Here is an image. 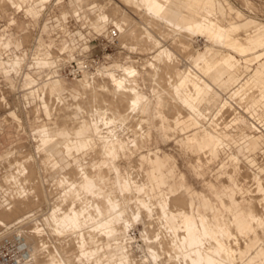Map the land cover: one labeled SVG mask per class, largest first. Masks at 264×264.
Returning <instances> with one entry per match:
<instances>
[{
    "label": "bare ground",
    "instance_id": "bare-ground-1",
    "mask_svg": "<svg viewBox=\"0 0 264 264\" xmlns=\"http://www.w3.org/2000/svg\"><path fill=\"white\" fill-rule=\"evenodd\" d=\"M51 1L33 0L31 12L37 15ZM244 1L247 6L255 5ZM4 4L15 7L18 2L0 0V8ZM225 4L226 9L220 0H117L112 9L106 4L98 6L100 18L113 25L105 34L111 41L122 45L137 40L152 43L154 54L146 59L149 87L163 109H172L170 116L158 112L155 118L166 136L183 133L185 152L198 160L224 147L232 149L224 136L239 138L264 131V125H255L241 110L245 106L257 108L264 116V35L248 39L247 30L229 11L232 9L226 0ZM91 5L87 8L96 7ZM94 18L98 21L97 13ZM96 22L93 20L91 26L96 28ZM157 31L174 36L172 42L187 50L186 57L176 53L175 47L164 45ZM185 35L196 41L201 35L206 48H191L192 43L182 37ZM47 55L33 58L28 69L56 67L65 75L64 64L77 60L72 78L83 98L66 100L60 88L64 78H55L57 75L48 78V84L45 80L31 84V88L41 90L43 107L56 123L34 130L35 153L21 144L4 154L13 153L0 182L8 195L0 202V225L24 221L41 204V196L48 194L40 179L43 175L38 176L41 170L47 175L44 181L51 180L53 192L48 196L55 201L51 200L52 207L37 219L34 229L24 233L22 243L27 244L30 259L18 264H247L240 263V255L254 232L263 233L264 198L255 204L251 223L238 212L236 197L219 196L225 210L219 215L221 206L209 197H199L195 204L185 190L183 196L178 195L182 191L164 190V160L153 150L142 152L138 169L124 173L118 164L122 154L133 155L135 148L142 151L152 137L148 118L151 98L144 91L142 70L136 61L112 70L103 69L100 61L89 63V67L85 55L80 57L73 49L54 59L52 52ZM26 59V50L7 59L0 55L4 74L19 76ZM49 90L52 97L47 100ZM219 91L226 95L220 109L209 126L198 128L210 120L203 107L213 104ZM32 99L26 96L27 104L35 109L36 97ZM84 99L89 103L88 115L83 110ZM229 109L234 111L229 117L237 123L224 135L220 123ZM232 160L231 178L240 186L245 179L236 176L241 166L235 152ZM69 163L72 165L65 167ZM247 178H251L250 172ZM259 186L264 191L263 181ZM200 205L205 213L199 210ZM139 222L143 225L140 236L133 231ZM53 232L70 239L69 243L74 241L76 254L68 255L56 242L49 244L44 235ZM138 250L140 257L135 255ZM2 256L0 264H7ZM254 264H264V260Z\"/></svg>",
    "mask_w": 264,
    "mask_h": 264
},
{
    "label": "rangeland",
    "instance_id": "rangeland-1",
    "mask_svg": "<svg viewBox=\"0 0 264 264\" xmlns=\"http://www.w3.org/2000/svg\"><path fill=\"white\" fill-rule=\"evenodd\" d=\"M116 1L117 0H64L60 4L53 5V3L56 1L52 0V2L47 4L46 9L43 12L41 11L42 14L38 18H34L35 14H33L29 10L32 4V0L21 1L15 7H11L8 4H4L1 6L0 8L1 57L7 59L9 55L16 53L18 50L25 49L28 52V59H26L27 61L23 63L22 66L23 73H20L19 76H16L14 74L7 76L4 74L2 68H0V121L1 124H5L6 122L9 123L8 126H5L4 129H2L0 125V158L3 159V160L0 159V182L2 181V178L5 172L7 171V169H9V165H8L9 159L12 158L11 155L13 153L12 154L8 153L9 155L7 156L4 154L8 151L10 152L15 147L21 144L24 145V149H28L32 153H35V147H34L35 139L33 136L34 129L43 124L53 125L54 123H56L55 119H50L48 117L47 112L43 107L44 100L41 98V90H39L37 86L31 88L27 85L26 74H30L33 78L37 79L38 81L45 80L47 84L50 82V80L48 81L46 80L47 78H50L53 75H57L55 78L61 80L62 78H64L63 84L61 86L63 88L62 94L66 100L69 99L79 100L83 98L82 90L74 85L73 83L74 80L72 78L74 76L73 73L75 72L74 70H72V68L73 67L78 68L77 60L71 59L66 64H64L62 68H63V73L65 75H62L59 73V70H57L56 67L46 68L44 70L32 69L30 71L27 67V64L29 61H32L33 58L38 56L45 57V55L48 56L47 55L48 52H52V55L49 56L54 59L55 57L58 56L57 54L63 53L64 56H66V54H69V51L73 49L76 51V55L78 56L81 54L85 55L86 61L88 62V63L86 62V64H88L89 67L90 64H94L95 61H100L103 62L104 65V66L102 65L103 69H107V68L119 69L120 66L124 63L136 61V64L139 65L142 69L143 82L144 83L146 82L145 79V73L147 71L146 59L154 54V52L151 51L152 49H150L152 48V43L148 42L146 44H142L140 41L137 40V42L127 41L128 43L122 45L121 42L119 44L117 41H111V39L107 35H105L108 34V31L112 29L113 25L107 19L100 18V16H102L101 14L102 12L100 11L101 9H99V7L102 6L103 4L104 5L106 4L105 7L108 6L110 9H112ZM220 1L222 2L223 8L226 9L227 7L225 4V0H220ZM226 1L228 8L232 9V11L231 10L229 11L232 12L233 15L235 14V17L233 15L232 16L237 20H239V22L242 23L244 28L247 30L248 39H251L257 35H264V0H251L255 4V5L253 4L254 6L252 7L249 5L247 6L244 0H226ZM99 3L102 4H100L99 6ZM87 4L88 5L92 4L93 6L96 7L99 6V7L94 8L91 5L90 7L93 8L92 9L90 8L91 9L90 10L89 8H87ZM128 7L130 8V6ZM72 9L73 12H75V14L72 12ZM98 10L100 11V13ZM67 11H69L70 14H68ZM96 13H97V17L99 18L98 21L97 18L93 19V17H96ZM60 14L62 15V19L58 21L55 18L60 16ZM98 14L101 15L99 16ZM89 17L90 18L92 17L94 22L97 21L96 23H99V25L96 28H94L93 25L91 26V24H93V20L92 19L90 20ZM13 19L15 20L14 22L12 21ZM101 21L102 23H100ZM156 33L158 34L157 38H159L161 42L163 41L162 43L164 45L175 47V49H173V47L171 48L173 50H176L175 51L176 53H180L182 56L186 57L185 55L187 53V50L184 51V48L181 45L174 44L172 42L174 40L173 39L174 36L171 35L163 36L160 34L159 31H157ZM26 35L28 36L25 37ZM165 36H168L169 38ZM182 37L192 43L191 48L194 49L206 48V42L204 41V37H202L201 35L198 36L197 41L196 39L194 40L190 39L186 35ZM164 38L165 39L167 38L166 42ZM16 39L19 40L21 44L17 43ZM64 42H67L69 47L66 48V46H63ZM138 42L141 44H139ZM88 46L89 48L85 49ZM181 47L183 49L182 51H181ZM84 49L85 51L84 53H82L81 50ZM82 56L83 55H81L80 57ZM66 59L67 57H64V60ZM256 66L257 65H254L253 67L256 68ZM242 70L244 71L243 68ZM247 74L251 75L253 74V72H248ZM84 79L86 80L88 79V77ZM145 89L146 91H149V87L147 84L145 85ZM25 95L30 97L31 99L33 97H36V101L34 103H36L37 106L35 109L31 107L29 103L27 104ZM51 97H52L51 92L49 90L47 92V100H50ZM84 105L85 106L83 110L84 113L87 114L90 111L89 103L87 99H84ZM238 106L240 108L242 107L240 104H238ZM241 110L248 113L250 119L253 120L254 118L256 123L260 125H264V116H262V112L259 111V109L257 108L252 109L245 106ZM166 111L170 113V109ZM231 111L234 112L231 109L226 111L227 112L226 116L224 117V120L222 122V125H227L228 129L231 128L235 123H237L236 120H232L229 117L230 114H232ZM13 115H15V117L16 115H18V118L17 117L15 118ZM253 115L255 117H253ZM3 116L7 118H4ZM5 119L6 121H4ZM156 130L161 131L157 129L156 126H154L153 132ZM162 133L164 137L169 141L160 142V146L165 150L172 151L176 157V162L178 164L175 174L172 176V178H170V181L174 183L173 185L174 189L178 187L179 183L182 180L194 190H201L204 187L206 188V182L204 180L205 177H211V178L217 177L219 178L221 183L224 182L223 180L226 178L225 176L228 172V167L233 166L232 159L228 152L224 151L219 158L215 160L212 159L213 161L208 158H205V160L208 161L207 163H209L210 161L211 162L209 163V171L204 176L198 174V172L193 167L190 156L192 157L194 163L196 161V157L192 156L188 152L187 153L185 152V150L187 149L185 144H187V142L184 141L183 139V133L179 135H173V133H168L170 134V137L169 135L166 136L167 134L165 132L162 131ZM127 135H129V133ZM224 135H226V133H224ZM154 136H156L155 132H154ZM144 140L142 144L144 143ZM147 140H149V142L145 140L147 143H144V145L145 144L147 145L146 147H144V149H147L150 146V144L148 143L152 141V138L151 139L149 138ZM234 145H238V144H234ZM144 149L141 151L138 148H135L133 155L122 154L118 158L117 162L123 169L124 173L131 171L133 169H138L137 167L141 162L140 158ZM95 157L96 159L99 158L98 155ZM240 158L242 161L247 162V159L243 154H240ZM257 160L260 163H264V155L259 152L257 154V158L254 159V162L256 163ZM70 165L72 164L69 163L65 167ZM144 167L146 168L145 165ZM231 169H230V173L233 171L234 167H232ZM239 170L242 172L240 174V177L245 179L241 181L245 185V188L241 190L238 189L236 191L235 193L236 198H238L242 202L246 201L250 197L253 198L256 202L258 201V199L264 198V191H262L263 189L260 188L257 180L252 178L246 179L245 177L246 174L251 170H256V166L252 168L249 167V165L242 164ZM42 172L45 173L44 170L39 171L38 173L39 177L41 174L43 176L46 174V173L43 174ZM43 176H41L40 179L41 181L45 182L47 192L48 194H50L51 192H53V188L49 186L51 180L46 183V181H44L45 177ZM229 180L230 179L228 178L227 184H229L230 182ZM212 190L215 194V198H213L209 194L210 189H208L207 191L205 190L203 191L210 197V199L214 203H219L220 198L218 197L217 193L219 191H222V189H216L213 186ZM183 192L184 191L179 192L180 194L178 195L181 196L182 194L183 196L184 195ZM48 194L43 195L44 197L41 196L42 198H40V201L42 206H40L41 204H39L38 207L36 206L35 208V209H39L40 211L34 209V212L31 213L32 214L31 217L26 218L24 221L20 223L13 222L6 227L5 225H0V253L4 255L7 264H18L19 260L30 259L29 248L26 243L24 244L22 243V240L24 237V233L31 232L34 229L33 226L37 222V219H40V217L43 218L44 213L48 212V210H50V208L52 207L51 200L53 198L49 197L51 195L48 196ZM7 198L8 195L6 194V191L0 187V202H5ZM141 198H144V195H142ZM200 211L204 212L202 210ZM142 228L143 225L139 222L136 224V227L134 228L133 231H135L136 234L140 236L139 229ZM53 233H47L44 235L48 240L49 244H54V242H56L57 245L61 247L63 246L62 249L66 248V250L63 251L68 255L76 254V249L74 248V244H73L74 241H71L72 243H69L70 239H65L66 237L64 235L62 238V235L60 234L61 237L59 238L60 235H57L58 233L57 234L56 232ZM259 236L263 238L264 233H260ZM59 240H61L62 242ZM65 240H68L67 243ZM252 247L253 246L250 245L244 248V252L240 256V263L246 262L241 260V257L244 253L250 251ZM256 247L264 249V245L262 244ZM138 254L140 257L142 252L138 250L135 253L136 257H138Z\"/></svg>",
    "mask_w": 264,
    "mask_h": 264
},
{
    "label": "crops",
    "instance_id": "crops-1",
    "mask_svg": "<svg viewBox=\"0 0 264 264\" xmlns=\"http://www.w3.org/2000/svg\"><path fill=\"white\" fill-rule=\"evenodd\" d=\"M21 1H24V0H21ZM21 1L17 0L18 4ZM53 1H57V0H53ZM63 1L64 0L57 1V3L54 2L53 5L60 4ZM32 4H33V0H32ZM32 4H31V7L29 9L30 11L32 9ZM46 7H47V5H46ZM46 7H45V9H46ZM45 9H41L39 11V13L37 15H35L34 18L40 17V15L42 14V12ZM67 12H68V14H70L69 11H67ZM72 12H73V9H72ZM73 13L75 14V12H73ZM61 14H60V16H58L55 19L58 20V21L60 19H62V15ZM12 21L14 22L15 20L13 19ZM28 35H26L25 37H27ZM71 40H72V37H71ZM16 41H17V43L21 44L19 40L16 39ZM123 45H125V44H123ZM63 46H66V48H67V46H68L67 42H64ZM23 50H25V49H23ZM18 51L20 52L22 50H18ZM0 65H1V63H0ZM122 65H124V64H122ZM122 65L120 66V68L122 67ZM0 68H2V66H0ZM107 69L119 70V69H113V68H107ZM26 76H27L26 83H27V85L29 87H31V84H32L33 81H35V80L38 81L37 79L33 78L30 74H26ZM145 79H146V82L144 83L143 82V75H141V82H142L144 91L151 98V108H150V111H149V114H148L149 125L151 126L152 132L154 130V126H156V128L161 130V131H158V130L154 131L156 133V136H154V132H153V135H152L153 137H151L152 141L150 143H148V144H150V146L147 149H144L143 152H148L149 150H153L158 155H160V157L164 160V164H163L164 166L162 167L161 171L166 176L164 178V182L162 183V188L164 190H166L168 192H172V193H176V192L185 190L190 196L193 197V201H194L195 204H197V198H199V197L201 198L202 196L209 197L203 190L207 191L208 189H210L209 194L213 198H215V194H214V192L212 190L213 186L216 189H222V191H219L217 193L218 197L219 196H227V197H230V198H235L236 197L235 196L236 191L238 189L241 190V189L245 188V185L243 184V182L241 183L240 186L236 185L235 181L231 178V173H230V167L231 166L228 167V172H227V174L225 176L226 178L223 180L224 181L223 183H221L219 178H217V177H215V178L205 177L204 180L206 182V188L204 187L201 190L192 189L183 180L179 183L178 187L176 189H174V187H173L174 183H172L170 181V178H172V176L175 174L178 164L176 162V157H175L174 153L172 151L165 150V149H163L160 146V142H167L169 140H167L164 137L162 131L163 132H165V131L163 130L162 125H160L158 120H156V118H155L158 112L164 113L165 116H170V113H171L172 109L171 108H164L163 109L161 107L159 99L154 97V95H153V93H152V91H151V89L149 87V83H148V80H147V77H146V73H145ZM46 80H49V79L47 78ZM38 82H42V81H38ZM146 84L149 87V91H146V89H145V85ZM60 88H61V90H63L62 86H60ZM215 95L218 97V99L213 104H209L206 107H203V109L206 110V112L209 114L210 120L206 121V122H204L202 124H199L198 128L210 125V121H212L211 119L217 114L218 110L220 109L221 103L223 102V99L226 96L225 94H223L220 91H219L218 94L216 93ZM207 108H209V109H207ZM168 109H170V113H168L166 111ZM88 114H89V112H88ZM88 114H86V115H88ZM47 115H48V112H47ZM253 117H255V116L253 115ZM253 123L255 125H260V124L256 123L254 118H253ZM8 124L9 123H7V122L5 124H1V121H0V125H1L2 129H4L5 126H8ZM44 125H49V124H43L41 126H44ZM41 126H39V127H41ZM39 127H37V128H39ZM37 128H35L34 130H36ZM87 129L90 130V127L87 126ZM227 129H228L227 125H222V123H220V130L221 131H224V133H226ZM221 131H219L220 135L223 134ZM168 132H170V131H168ZM224 137H225L226 140L229 141V143L232 146V149L224 147V148L221 149L220 152L215 153L213 155H208V156L203 155L201 160H198L197 156H195L196 157V161H195L196 164L194 163L192 157L189 155L191 160H192L193 167L198 172V174H201V175L205 176L207 174V172L209 171V163L211 161L209 163H207L208 161H206L205 158H208L210 160H212V159L215 160V159L219 158L222 155V153L225 151V152L229 153V155H230V157L232 159L233 153L235 152L236 156H237V159H238V163H239L240 166L242 164L249 165V167H252V168H254L256 166V170H251L250 171L251 178L252 179H256L258 184H259V181H263L264 182V176H263L264 175V163H260L258 160H257L258 162L257 161H256V163L254 162V159L257 158V154L259 152L264 155V131H262L261 133L256 134V135L243 136V137H239V138H228L227 136H224ZM234 144H238V145H234ZM234 146H235V149H234ZM240 154H243L246 157L247 162H244V161L241 160ZM232 163H233V160H232ZM241 173L242 172L239 169L236 170V176L237 177H240ZM229 175H230V177H229ZM228 178L230 179L229 180L230 181L229 184H227V179ZM258 201H259V199H258ZM257 202L253 198L250 197L244 202L239 200V203H238V212L240 214L244 215L246 220L251 222V223L253 222V217H252L251 214H252V212H253V210L255 208V204ZM212 203L213 204H218V205L221 206L219 215H221L222 212H225V210H223L224 208H222L221 201L219 203H214L212 201ZM234 205H236L235 202H234ZM199 208H200V210L204 211V213L207 211L204 208V205H200ZM263 233H264V228H263ZM259 234L260 233L254 232L253 235L250 237L249 241L246 244V247H248L250 245L253 246L250 249V251H248L247 253H244L242 255V257H241V260L246 261L245 263H247V264H254L256 262H261L262 260H264V249L256 247V246H260L261 244L264 245V237L263 238L260 237Z\"/></svg>",
    "mask_w": 264,
    "mask_h": 264
},
{
    "label": "built area",
    "instance_id": "built-area-1",
    "mask_svg": "<svg viewBox=\"0 0 264 264\" xmlns=\"http://www.w3.org/2000/svg\"><path fill=\"white\" fill-rule=\"evenodd\" d=\"M2 257H3V256H2V254L0 253V260H1Z\"/></svg>",
    "mask_w": 264,
    "mask_h": 264
}]
</instances>
